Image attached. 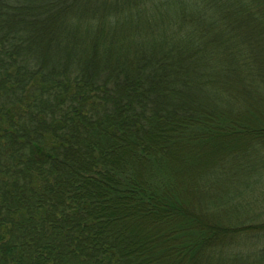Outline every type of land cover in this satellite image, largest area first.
<instances>
[{
  "label": "trees",
  "instance_id": "obj_1",
  "mask_svg": "<svg viewBox=\"0 0 264 264\" xmlns=\"http://www.w3.org/2000/svg\"><path fill=\"white\" fill-rule=\"evenodd\" d=\"M0 264H264V0H0Z\"/></svg>",
  "mask_w": 264,
  "mask_h": 264
},
{
  "label": "rangeland",
  "instance_id": "obj_2",
  "mask_svg": "<svg viewBox=\"0 0 264 264\" xmlns=\"http://www.w3.org/2000/svg\"><path fill=\"white\" fill-rule=\"evenodd\" d=\"M196 200V199H195ZM199 200V199H198ZM199 202V201H198Z\"/></svg>",
  "mask_w": 264,
  "mask_h": 264
}]
</instances>
